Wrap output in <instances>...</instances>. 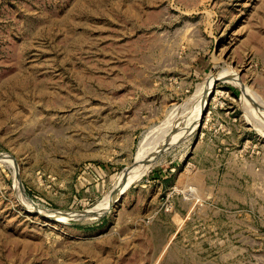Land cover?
I'll list each match as a JSON object with an SVG mask.
<instances>
[{
	"label": "rangeland",
	"instance_id": "rangeland-1",
	"mask_svg": "<svg viewBox=\"0 0 264 264\" xmlns=\"http://www.w3.org/2000/svg\"><path fill=\"white\" fill-rule=\"evenodd\" d=\"M0 264H264V0H0Z\"/></svg>",
	"mask_w": 264,
	"mask_h": 264
},
{
	"label": "bare ground",
	"instance_id": "bare-ground-1",
	"mask_svg": "<svg viewBox=\"0 0 264 264\" xmlns=\"http://www.w3.org/2000/svg\"><path fill=\"white\" fill-rule=\"evenodd\" d=\"M234 79H236L235 77H234ZM211 80H212V78H211ZM211 80H210V82H211ZM209 82V85H211V83ZM209 87V86H208ZM217 91V90H216ZM204 100H205V98H204ZM198 104V103H197ZM202 105V104H201ZM196 110H198V109H196ZM200 111H201V109L199 110V111H197V113H196V118H198V115H200ZM192 112V111H191ZM196 118H195V120H196ZM197 121V120H196ZM165 125V124H164ZM165 132V131H164ZM151 143V142H150ZM155 144H156V142H155ZM153 146H154V144H153ZM153 146L151 145V146H149L148 148H146L144 151L142 150V148L140 149V150H142L143 152H141L139 155H138V157L136 158V160L130 165V167H128V170L126 171V172H124L123 174H122V176L120 177V179H119V182H118V184L116 185V187H113L114 189L112 190V195H111V197L112 198H110L109 199V201H107V202H110L111 201V199L112 200H115L116 198H117V196L119 195V193L121 192V191H123L125 188H126V186L129 184V183H131V182H133L135 179H137L139 176H140V174H141V172H143L142 171V167H143V164L145 163V161L147 160V156H148V153H151L150 151H152V149L151 148H153ZM150 155V154H149ZM147 162H148V160H147ZM146 162V163H147ZM145 163V164H146ZM144 170V169H143ZM140 178V177H139ZM107 205H105V204H101V205H98V206H100V207H98V208H106V207H108L109 205H108V203H106ZM41 211H44V209L42 210V209H40ZM60 210H62V211H64L65 213H67V214H70V215H66V216H71V215H73L75 212V210L74 211H71V210H64V209H60ZM97 210V209H96ZM94 211V210H93ZM99 211H101V210H99ZM95 212H98V211H95ZM94 212V213H95ZM44 213L45 214H47V216L48 217H54L53 216V214H52V212L51 211H49V210H46V211H44ZM52 225H55V223L54 224H52Z\"/></svg>",
	"mask_w": 264,
	"mask_h": 264
},
{
	"label": "water",
	"instance_id": "water-1",
	"mask_svg": "<svg viewBox=\"0 0 264 264\" xmlns=\"http://www.w3.org/2000/svg\"><path fill=\"white\" fill-rule=\"evenodd\" d=\"M217 81H218V78H216V79L213 81V83H212V88H211V90H210V92H209V94H208V96H207L206 104H207L208 101H209V98H210V96H211V93H212V91H213V89H214V87H215ZM205 106H206V105H205ZM204 110H205V107H204L203 111H204ZM15 176H16L17 181H18V182H17L18 186L23 190V188H22V183H21V180H20L19 175H18V171L15 173ZM71 211H74V210H71ZM77 211H82V212H84L85 210L83 209V210H77Z\"/></svg>",
	"mask_w": 264,
	"mask_h": 264
},
{
	"label": "crops",
	"instance_id": "crops-1",
	"mask_svg": "<svg viewBox=\"0 0 264 264\" xmlns=\"http://www.w3.org/2000/svg\"><path fill=\"white\" fill-rule=\"evenodd\" d=\"M192 175L194 177L193 178L194 179V184L198 185V183H196L198 181V166L195 167V169L193 170ZM180 212H181V210H179V211L176 210L175 211V213L178 214V215H180Z\"/></svg>",
	"mask_w": 264,
	"mask_h": 264
}]
</instances>
